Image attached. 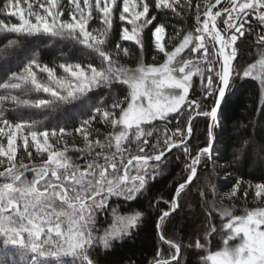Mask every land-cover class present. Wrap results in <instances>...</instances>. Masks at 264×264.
Wrapping results in <instances>:
<instances>
[{"label":"snow or ice","instance_id":"snow-or-ice-1","mask_svg":"<svg viewBox=\"0 0 264 264\" xmlns=\"http://www.w3.org/2000/svg\"><path fill=\"white\" fill-rule=\"evenodd\" d=\"M0 15L18 21L0 19L5 50L22 38L47 36L71 39L98 61V66H49L33 57L0 80V264H98L92 250L109 251L131 239L152 209L156 233L168 251L158 247L148 264H187L182 251L205 253L198 264H264V181L233 176L231 191L221 194L205 178L197 187L198 204L183 202L202 168L212 165L213 174L217 166L223 168L227 182V170L247 162L245 140L236 158L217 165L214 130L236 79L259 81L264 95V0H67V6L64 0H7ZM165 16L179 17L181 23L189 17L193 26L177 28ZM117 18L121 26L114 40ZM95 20L100 27L91 26ZM168 28L172 34L165 41ZM146 33L162 63L144 62ZM248 37L254 38L257 58L238 70V42ZM126 42L141 54L135 67L121 63L130 55ZM194 78L202 98H213L207 110L190 98ZM101 87L127 94L94 106L89 94ZM65 106L87 118L72 131L44 126ZM40 116L44 119L34 118ZM185 116L187 125L181 127ZM196 116L208 125L205 145L193 150ZM97 123L107 131L102 133ZM75 135L81 145L74 143ZM174 149L185 158L183 182L176 183L168 199L149 200L148 210L122 211L119 202L131 205L143 198L169 156L180 161ZM241 196H251L256 206L237 214L231 202ZM185 207L202 214L201 227L187 244L183 237L168 235L173 227L184 231L175 219ZM217 237L220 246L213 250Z\"/></svg>","mask_w":264,"mask_h":264},{"label":"trees","instance_id":"trees-1","mask_svg":"<svg viewBox=\"0 0 264 264\" xmlns=\"http://www.w3.org/2000/svg\"><path fill=\"white\" fill-rule=\"evenodd\" d=\"M6 2L7 0H0V9L4 8ZM0 19L10 23L13 22V17L9 18L5 15H0ZM164 21L167 24L175 25L177 28L190 29L193 26V20L189 17H185L183 23H181L179 17L170 18L169 16H165ZM91 26L100 27L101 25L98 20H95ZM120 26L121 22L118 18L115 19L113 21L114 40L118 39L117 34ZM171 34L172 29L168 28L165 34V41L169 39ZM147 37L148 34L146 33L145 51L142 56L144 62L147 64L162 63V55L158 54L155 48L148 43ZM5 43V36L0 35V80H3L5 71H16L19 66L33 57L38 58L42 64H49V66L65 62H79L82 64L92 62L97 63L98 66V61L94 56L71 39L59 40L47 36H30L20 39L15 47L8 48L7 50L4 49ZM125 46L130 48V55L123 57L121 63L129 67H135L141 58V54L132 46L131 42H126ZM168 46L170 47V45ZM238 46L239 54L234 66L238 70H241L247 64L254 62L257 58V51L253 37H248L242 42H238ZM154 57L155 59H153ZM93 93L89 95L91 103L96 106L101 103L104 105L110 104L116 98L122 99L127 94V91L126 89L117 87H112L111 89L101 87L100 89H94ZM190 98L199 100L204 110H207L204 106H211L213 103L212 97L202 98L199 80L195 78ZM262 103H264V95H262L259 81L246 78L234 81V92L228 100L227 106L218 112L219 123L214 130L215 144L213 158L219 157L217 165L230 163L239 155L238 150L241 148L243 142L247 140L249 141V146L245 149L244 153L247 156V162L246 164L241 162L235 167L229 168L227 171L231 173V176L228 177L227 182L224 179L226 173L223 168L217 166L215 174H213L212 165H209L206 170L202 168L199 180L192 185L191 190L183 197L184 203L191 204L193 207L198 204L197 187L202 188L204 186L205 178L211 180L221 194L231 191L233 176L241 177L243 180L253 183L264 181V152L260 151V148L264 147V109L260 108ZM192 115L195 116V113H192ZM10 118H12L11 115ZM23 118L28 119V114H25ZM34 118L44 119L43 116ZM86 118L87 116L79 111L69 113L67 106H65V108L59 109L48 116L44 120V126L49 129L56 128L57 130L62 127L72 131L75 127L79 126L81 120ZM191 123L192 135L190 146L193 150H196L198 146H204L206 143L208 121L204 117L196 116ZM173 125H175V120H173L172 125H169V127ZM186 125V116L181 117L180 126L186 127ZM95 127L100 129L102 133L107 131L99 123ZM158 127H163V125L158 124ZM77 145H80V143H77ZM173 152L176 156L180 157V161H177L175 156H169L166 165H162V175H159L156 181L150 184L143 198H140L138 202H133L131 205L119 202L122 205V211H127L129 207L145 211L148 210L149 200L157 197L168 199L171 196L172 189L176 186V183L183 182L186 176L182 163L185 158L180 155L178 150L174 149ZM18 155H23V153H18ZM25 163H28L26 157ZM223 203L228 205L229 201L224 200ZM231 203L235 205L237 214H243L242 209L244 208L256 206V202L251 196L247 200H244L242 196L238 197ZM155 217V209L148 211L142 226L131 239L116 242L109 251H104L102 248L93 249L91 252L92 258L98 261V264H148V261L153 257L158 247L164 248L165 252H167V246L161 244L156 233ZM201 220L202 214L198 209L193 212L185 207L175 219V224L183 226L184 231L177 233L176 228L173 227L169 229L168 235L176 239L183 237L185 238L184 243L187 244L189 243L187 238L199 231ZM102 222L107 224L108 221ZM219 241L220 237L212 241L213 250L220 246ZM204 254L198 251H182L187 264H198V261Z\"/></svg>","mask_w":264,"mask_h":264},{"label":"rangeland","instance_id":"rangeland-1","mask_svg":"<svg viewBox=\"0 0 264 264\" xmlns=\"http://www.w3.org/2000/svg\"><path fill=\"white\" fill-rule=\"evenodd\" d=\"M64 4L67 6V0H64ZM65 18H67V7L65 8ZM17 19L13 17V22L11 23H17ZM73 141H70V143H72ZM19 143V142H18ZM74 143H80V145L82 144V140L81 138L78 136V135H75V140H74ZM38 159V158H37ZM108 222L107 223H110L111 221L110 220H107ZM107 225V224H105Z\"/></svg>","mask_w":264,"mask_h":264}]
</instances>
